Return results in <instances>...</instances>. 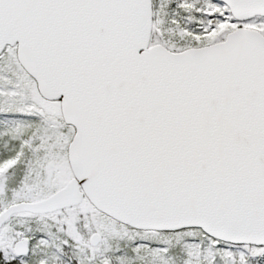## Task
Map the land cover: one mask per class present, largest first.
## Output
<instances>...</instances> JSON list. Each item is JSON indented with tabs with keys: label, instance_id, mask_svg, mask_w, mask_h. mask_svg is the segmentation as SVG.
<instances>
[{
	"label": "snow or ice",
	"instance_id": "obj_1",
	"mask_svg": "<svg viewBox=\"0 0 264 264\" xmlns=\"http://www.w3.org/2000/svg\"><path fill=\"white\" fill-rule=\"evenodd\" d=\"M0 264H264V0H0Z\"/></svg>",
	"mask_w": 264,
	"mask_h": 264
}]
</instances>
